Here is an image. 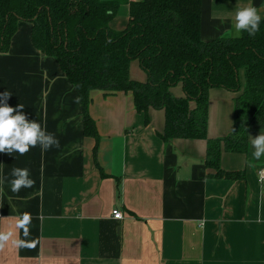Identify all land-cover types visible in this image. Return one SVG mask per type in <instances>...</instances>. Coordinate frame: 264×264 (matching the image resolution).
Instances as JSON below:
<instances>
[{
  "label": "crops",
  "instance_id": "obj_1",
  "mask_svg": "<svg viewBox=\"0 0 264 264\" xmlns=\"http://www.w3.org/2000/svg\"><path fill=\"white\" fill-rule=\"evenodd\" d=\"M121 1L110 23L119 31L129 24L130 2L141 0ZM242 7H256L264 19V0H201V38L235 34ZM130 74L146 79L138 62ZM6 89L13 93L9 106L23 104L59 147L0 153V175L7 177L0 185V231L22 239L16 220L30 213L35 243L17 250L9 241L0 264H264V156L255 160L251 145L262 130L250 132L247 152L222 153L221 167L244 171V178H218L205 163L208 139L234 130L236 93L210 89L208 139L164 140L163 110L151 109L147 117L132 92L94 91L95 151L76 87L56 58L35 48L28 22L0 53V92ZM173 91L184 96L181 86ZM15 167L30 170L31 188L11 192ZM116 209L123 219L113 217Z\"/></svg>",
  "mask_w": 264,
  "mask_h": 264
},
{
  "label": "trees",
  "instance_id": "obj_2",
  "mask_svg": "<svg viewBox=\"0 0 264 264\" xmlns=\"http://www.w3.org/2000/svg\"><path fill=\"white\" fill-rule=\"evenodd\" d=\"M121 0H0V53L9 51L21 22L32 24L39 51L58 60L84 107L85 134L99 143L90 114L93 92H132L138 112L163 110L162 139H208L209 92L236 93L234 130L208 139L205 163L216 177L241 179L221 167L224 151H248L251 131H264V19L259 31L201 38V0L130 2L126 29L110 23ZM138 62L145 80L131 77ZM242 75L244 76L242 79ZM181 86L184 96L173 89ZM195 104V106H193Z\"/></svg>",
  "mask_w": 264,
  "mask_h": 264
},
{
  "label": "clouds",
  "instance_id": "obj_3",
  "mask_svg": "<svg viewBox=\"0 0 264 264\" xmlns=\"http://www.w3.org/2000/svg\"><path fill=\"white\" fill-rule=\"evenodd\" d=\"M234 20L237 36L242 32L254 36L260 29L262 17L256 7H242L235 12ZM12 95L13 93L8 89L0 92V153L24 155L37 146L41 151L59 147V140L53 133L47 131L45 125L27 117L22 111L23 104H18L16 107L9 106L7 101ZM251 145L252 157L255 160H260L264 156V132L261 131L255 138L251 137ZM10 176L11 179L8 180V183L13 193H18L22 188H31L35 183L30 176V170L26 167L13 168ZM5 179L7 177L0 175V185H3ZM31 220V214L27 212L16 220L15 228L22 231V239L13 238L12 232L0 231V249H3L9 241L17 250L35 247V243L29 239Z\"/></svg>",
  "mask_w": 264,
  "mask_h": 264
},
{
  "label": "built area",
  "instance_id": "obj_4",
  "mask_svg": "<svg viewBox=\"0 0 264 264\" xmlns=\"http://www.w3.org/2000/svg\"><path fill=\"white\" fill-rule=\"evenodd\" d=\"M260 181L264 183V171L260 172ZM113 217L115 219H123L124 215H123L121 210L116 209V210L113 211Z\"/></svg>",
  "mask_w": 264,
  "mask_h": 264
}]
</instances>
